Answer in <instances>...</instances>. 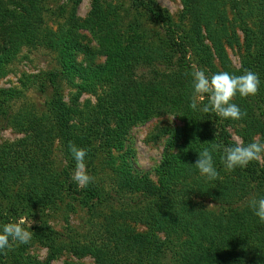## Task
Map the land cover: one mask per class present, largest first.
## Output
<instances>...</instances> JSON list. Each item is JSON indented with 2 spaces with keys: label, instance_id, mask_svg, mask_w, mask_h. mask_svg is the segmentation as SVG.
Wrapping results in <instances>:
<instances>
[{
  "label": "rangeland",
  "instance_id": "obj_1",
  "mask_svg": "<svg viewBox=\"0 0 264 264\" xmlns=\"http://www.w3.org/2000/svg\"><path fill=\"white\" fill-rule=\"evenodd\" d=\"M38 1L37 7L42 19L34 18L38 21L42 20L38 30L43 38L50 39V43L46 44L45 41L25 43L0 72V160L4 163L0 164V226L9 222L23 221L22 226L31 233V239L27 244L10 241L13 254L26 249V256H32L33 260H39L44 264H95V258L90 253L79 255L74 252L71 246L72 239L80 240L92 229L98 230L101 236L103 234L108 236L107 228L103 224L107 215L115 209L135 211L139 208L143 209L146 205L142 202L143 197L140 195L131 194L119 198L111 186L107 188L108 176L112 173L108 151H112V155L118 157V162L125 157L134 172L148 173L154 181H158V168L164 156L178 150V145L168 142L170 135L176 132V129H181L184 136L186 134L185 123L178 117L180 112L171 109L177 103L173 91H179L175 87L174 90L172 86L171 92L167 91V74L180 72L179 75H184L188 81H192L191 73L197 69L204 70L209 76L211 74L190 49L184 53L176 50L171 40L166 38V27L154 21L143 9H135L131 0H107L112 5L118 6L121 15L126 16L127 25L137 27L141 37L136 44L125 47L131 59V64L127 63L132 68V76L143 82H159V85L151 83L153 88L147 95L148 99H139L137 104L135 102V108L138 110L141 106V109L147 110L161 107L159 114L154 113L148 119L130 125L127 134L123 137L122 147L114 146L105 150L107 147L101 144V147L96 148L102 139L100 135L104 131L103 126L91 128L95 133L93 137L86 136L81 139L73 138L74 129L81 120L96 117L97 113L91 107L100 102L103 93L111 90L109 89L111 85L114 88L120 86L104 82V79L93 86L91 75L86 73H81V77L78 75L72 81L75 83L73 84L60 63L63 43L65 41L66 45L70 43L68 38L63 36L64 29L71 25V19L79 22L88 19L93 0ZM157 2L179 26L185 28L192 26L183 0H157ZM208 2H213V9H215L212 10L214 15L212 14L211 25L217 26V29L223 28L225 33L223 37L219 36L216 40V36L203 27L204 41L211 51L213 62L218 72L227 71L241 75L245 70L242 61L249 45L247 31H254L256 27V21L251 15L253 12H248V16L245 17L244 13L248 11L246 0H208ZM20 3L23 6L26 5V2ZM218 11L226 12L221 22L216 16ZM242 17H244L243 20ZM76 29H78L75 34L76 39L73 40L80 45V51L76 55L80 68L96 69L105 64L107 55L106 51L101 50V39L91 33L88 28L78 26ZM133 33L134 30L124 31L121 35H117V32L106 33L103 34L105 39L101 38L105 46L107 43L114 47H121V45L124 47L127 45V38ZM53 38H56V41H52ZM147 44H150L152 48H162L166 52L165 60H153L149 65H142L140 57L146 53L142 49ZM80 83L86 86L77 87L76 84ZM185 87V85L181 86V90ZM4 90L13 91L11 98L9 94L3 93ZM78 92L81 93L79 101L72 103ZM185 94L193 99L192 89L186 90ZM58 95L61 96L62 102L71 108L69 123L61 130L52 125L56 112L51 110L49 104ZM257 96L258 92L254 96L245 98L237 94L231 102L237 104L242 112L247 113L256 123H259L263 117ZM205 98L207 97L195 98L198 108L203 106ZM163 101L166 103L161 104ZM186 106L194 115L201 112L192 109L190 103ZM184 108L185 106L182 107ZM230 121L228 130L231 137L241 145L243 143L241 132L245 124L242 119ZM37 135H43L44 138L38 141L35 139ZM260 137L261 134H256L254 140L259 141ZM70 142L87 152L86 169L93 178L87 187H78L70 179L71 171L75 167V161L68 151ZM24 146L31 147V153H41L42 159L43 154L49 151L50 159L45 160L50 162L55 171L56 193L62 198L60 203L58 200L54 203L48 200V197L52 195L51 191L44 187V180L38 181L29 171L21 174L14 171L15 162L19 161L18 157L25 158L28 154L31 156L29 151L23 154ZM92 160L93 164H91ZM259 161H264V154H261ZM9 163L11 167L7 166ZM217 173L225 175L227 169L218 167ZM197 177H201L198 170L195 167L191 168L187 182H184L181 189H189V192L192 188L195 189L194 194L190 193L193 196V206L199 211L196 214L200 221L207 219V222H212L213 216L222 217L250 208V201L256 199L259 192L264 189V184L246 180L243 188L238 189L233 199L223 200L217 194V188L204 189L203 182L205 181L206 185L210 183L206 180L197 182ZM101 183L106 184L103 191H101ZM110 192L112 196L108 202L106 199ZM111 202L115 208H109ZM157 202L154 200L151 203ZM189 215L188 218L193 217L191 212ZM135 217L138 218L137 215ZM129 222L140 231L147 228L142 221L130 219ZM45 224L51 225L57 231L55 232L56 242H53L54 248L39 241L42 229L37 230V228ZM159 235L161 238L165 237L163 233ZM174 237H178L179 243L189 239L187 231H179ZM169 250L167 247L157 253L148 251L147 254L152 255L153 264H173L177 255ZM26 256L12 257L6 262L7 264H30ZM153 259L163 261L154 262Z\"/></svg>",
  "mask_w": 264,
  "mask_h": 264
},
{
  "label": "trees",
  "instance_id": "obj_2",
  "mask_svg": "<svg viewBox=\"0 0 264 264\" xmlns=\"http://www.w3.org/2000/svg\"><path fill=\"white\" fill-rule=\"evenodd\" d=\"M69 1L78 2L79 0ZM20 2H26V5L23 6ZM131 2L135 9H143L154 21L166 27V38L171 40L176 50L184 53L190 49L211 75L218 72L203 35L204 28L216 36V40L225 34L223 28L217 29V26L211 25L212 10H215L213 2L183 0L186 14L192 22L190 28L179 26L157 0H131ZM246 2L248 11L244 15L246 17L248 12H253L251 15L256 21V27L254 31H247L249 45L242 63L245 70L257 73L260 78L257 97L263 119L256 123L245 113L241 118L245 124V128L241 132L243 137L241 145L253 142L256 134H261L259 141H264V0H246ZM37 3H39L38 0H0V72L25 43H34L35 41L50 43V39L43 38L42 33L38 30L42 20L38 21L34 18L42 19ZM225 13L221 11L216 13L220 22ZM89 15L88 19L81 22L71 19V25L64 29L63 36L68 38L70 43L67 45L66 41L63 43L60 63L71 82L78 75L81 77V73H86L91 75L93 86L103 79L104 82L120 86L114 88L111 85L109 88L111 90L103 93L100 102L91 107L97 113L96 117L90 120H81L73 132V138L93 137L92 135L95 133L91 128L103 126L104 131L100 135L102 139L96 148L101 147L102 144L107 147L105 150H108L114 146L121 145L122 147L123 137L127 134L130 125L144 121L154 113L159 114L161 106L147 110L141 109V106L138 110L135 108V102L137 104L139 99H148L147 95L152 92L150 89L153 88L151 83L159 85V82H143L132 76V68L127 63L131 64V59L127 55L129 52L125 51V47L136 44L141 37L137 27L127 25L126 16L121 15L118 6L112 5L107 0H93ZM243 18L241 19L243 20ZM78 26L90 29L91 33L101 39V50L106 51L107 55L105 64L96 69L80 68L76 61L80 45L73 40L76 39L75 34ZM129 30H134V33L127 38V45L124 47L122 45L114 47L112 44L106 43L107 48L101 38H104L103 34L106 33L117 32V35H121L124 31ZM52 41H56V38H53ZM133 49L138 50L137 48ZM142 51L146 52L140 57L142 65H149L153 60H165L166 58V52L162 48H152L150 44L145 45ZM106 72L108 74H105ZM179 74L181 73L167 74V91L171 92V86L179 91L177 92L175 89L173 91L177 103L171 109L180 112L178 117L185 123L186 134L184 136L181 129H176V132L170 135L168 142L178 145V150L164 156L158 168V181H154L148 173L134 172L125 157L118 162V157L112 155V151H108L112 173L108 176L107 188L111 186L119 198L131 194L140 195L143 197L142 202L146 205L143 209L139 208L135 211L133 209L123 211L115 209L104 219L103 224L107 228L108 236L105 234L101 236L98 230L92 229L80 240L73 238L71 246L74 252L79 255L90 253L95 258V264H153L152 255L147 252L157 253L167 247L170 249L169 251L177 255L173 264H264V222L253 214L251 208L222 217L213 216L212 222H207V219L200 221L196 214L199 211L195 210L193 196L190 193L194 194L195 189L192 188L190 192L189 189H181L184 182H187L190 169L195 167L198 151L208 148L213 152L214 164L218 170V167H224L221 161L224 147L235 146L238 143L232 139L228 130L230 119H221L211 111L207 114L200 112L197 115L189 112V107L186 105L192 102V97L186 95L185 91L192 89L191 81ZM184 85L186 87L181 90V86ZM76 86L85 87L86 85L80 83ZM93 86L92 88H94ZM3 93L9 94V98H11L13 91L4 90ZM80 95V92L75 94L72 103L78 102ZM205 100L204 104L207 103V98ZM162 103H166V101ZM49 104L51 110L56 112L55 121L51 119L52 125L61 130L69 123L71 108L62 102L60 95L55 96ZM184 106L185 108L182 109ZM40 138H44V136L37 135L35 137L38 141L41 140ZM23 151H25L24 155L27 151L31 153V147L24 146ZM41 157V153H31V156L28 154L25 158L18 157L19 161L15 162L14 171L16 170L17 174L29 171L31 175L36 176L38 181L44 180V187L48 188L52 195V197H48V200L51 203L58 200L60 203L62 198L56 193L55 171L50 162H47L50 159L49 151L43 154L44 160ZM1 163L3 162L0 160ZM93 163L92 160L91 164ZM7 166L11 167V164L9 163ZM197 180V182L208 181L210 183L208 185L205 181L203 182L204 189L217 188V194L223 200H230L236 196L238 189L243 188L246 180L264 184V161L253 160L246 167L227 170L225 175L218 173L214 180H208L204 176L197 177ZM100 186L102 187L101 191L106 188V184L101 183ZM259 193L257 198L264 196V189ZM111 196L112 193H108L106 201L109 202ZM154 200L158 202L152 204L151 202ZM109 208H115L113 202L110 203ZM189 212L193 217H187L190 216ZM130 219L142 221L147 228L138 230L129 222ZM40 227L37 228V230L42 229L39 241L54 248L55 243L53 242H56L55 232L57 231L48 224ZM179 231H187L189 239L179 243L178 237H174ZM159 233H163L165 237L161 238ZM25 250H19L13 254V249L10 246V248L0 251V264H7L6 260L12 257H25L27 255ZM26 258L30 264H44L39 260H33L32 256H26ZM153 261L163 260L153 259Z\"/></svg>",
  "mask_w": 264,
  "mask_h": 264
},
{
  "label": "clouds",
  "instance_id": "obj_3",
  "mask_svg": "<svg viewBox=\"0 0 264 264\" xmlns=\"http://www.w3.org/2000/svg\"><path fill=\"white\" fill-rule=\"evenodd\" d=\"M192 102L190 107L205 114L214 112L216 116L225 120H240L245 113L240 107L231 102L237 94L241 98L254 96L260 84L257 73L244 70L241 75H235L227 71H220L207 75L204 70L197 69L191 73ZM207 97V103L198 108L196 97ZM68 151L75 161V167L71 171L70 179L78 187H87L92 182V177L86 169L85 158L87 152L74 143L68 144ZM198 158L194 163L195 168L201 176L208 180H214L218 173L214 164L213 152L204 148L197 152ZM264 154V141L254 140L247 145L236 144L225 146L221 161L224 167L231 171L235 168L246 167L253 160H258ZM253 214L264 222V196L252 199L249 203ZM19 223L9 222L0 226V251L10 248V241L19 244H27L31 239V233Z\"/></svg>",
  "mask_w": 264,
  "mask_h": 264
}]
</instances>
